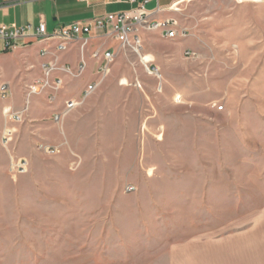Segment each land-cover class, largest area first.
<instances>
[{"label":"rangeland","instance_id":"374dc122","mask_svg":"<svg viewBox=\"0 0 264 264\" xmlns=\"http://www.w3.org/2000/svg\"><path fill=\"white\" fill-rule=\"evenodd\" d=\"M178 9L164 16L184 37L142 31L141 57L115 43L110 74L60 123L73 89L6 114L40 63L0 55V264H264V0Z\"/></svg>","mask_w":264,"mask_h":264},{"label":"built area","instance_id":"2783aa9c","mask_svg":"<svg viewBox=\"0 0 264 264\" xmlns=\"http://www.w3.org/2000/svg\"><path fill=\"white\" fill-rule=\"evenodd\" d=\"M151 0H146L144 3L139 4L138 7L129 13L110 14L103 18H96L87 22H77L64 26L57 30L53 34L47 32L46 24L41 23L37 28L33 29L32 26L18 27V28H0V42L3 44L2 53H12L21 50L23 47H29L34 42L45 43L46 47L40 52V57L43 59L41 62L40 77L35 79L26 88V101L25 107L22 111L13 112L12 108L5 110L6 114L16 121H21L23 115L29 111L32 100L36 97L43 96L51 105H55L58 95L64 90L65 82L61 74H68L74 77L81 76L85 69V64L82 63L75 72L70 67H59L57 64L49 60L51 55L50 50H54L56 54L66 52L71 44H73L79 36L93 35L98 37L99 34L104 35V38H110L115 41L121 49L131 51L142 56L143 52V37L142 31H150L161 34L162 37L169 40H176L185 36V30L181 27L179 21L175 18H157V15L164 10L158 5L155 11H149L147 5ZM189 0H179L173 3L168 11L178 12V6ZM179 10V9H178ZM25 41L24 45L19 42ZM55 43V46L51 48L49 44ZM84 46H87V41L84 42ZM190 55V53H187ZM95 59H101V68L96 72L98 80L86 86L78 99H70L65 102V111L63 114L56 115L54 117L55 122L60 123L66 114L76 110L81 106L85 100L95 93L105 78L110 74L111 67L115 63L117 53L114 49L109 48L105 52L96 51L93 54ZM144 59V58H141ZM147 66V72L151 75L159 76L160 69L153 67L149 62ZM11 85L3 82L0 84V98L4 101H8L12 96ZM222 111L223 108L218 109ZM11 141H13V132L5 129L3 135V142L6 148L9 147ZM41 149L44 147H40ZM46 150L50 152V149L46 147ZM11 157V169L18 174H25L28 171L29 161L25 158Z\"/></svg>","mask_w":264,"mask_h":264},{"label":"crops","instance_id":"0c3cea01","mask_svg":"<svg viewBox=\"0 0 264 264\" xmlns=\"http://www.w3.org/2000/svg\"><path fill=\"white\" fill-rule=\"evenodd\" d=\"M145 1L146 0H0V28L6 26L7 28L32 26L33 29H35L41 23H45L47 32L53 34L62 27L72 23L87 22L96 18H103L110 14L132 12L139 4ZM178 1L179 0H171V3L162 6L160 5L161 0L159 4L157 0H151L146 4V7L149 11H155L159 5L164 11L157 15V18L162 19L165 17L164 14L168 11V8ZM86 41L87 46H84V42ZM19 43L24 45L26 42L20 41ZM115 43L116 42L110 38H104L102 34H99L98 37L84 35L79 36L64 53L56 54L54 50H50L51 55L49 60H52V62L59 67H70L75 72L82 63L85 64V69L79 77L61 74L65 82L64 89H73L74 94L70 95L76 96L68 100L78 99L82 94V91H80L81 88H84V91L86 86L98 80L96 72L101 68L102 60L95 59L93 57L94 52H105L109 48L116 51L115 46H113ZM49 46L52 48L55 46V43H51ZM45 47V43L34 42L31 46L23 47L21 50L18 49V51L12 53H29L30 58H28L27 63L31 64V62L38 61L40 63V74H42L41 62L43 59L39 54ZM2 49L3 44L0 42V55L6 54L1 52ZM6 83L11 85L9 82ZM59 95L57 100H59ZM64 96L62 95V97ZM66 101H62V104L64 103L65 105Z\"/></svg>","mask_w":264,"mask_h":264}]
</instances>
